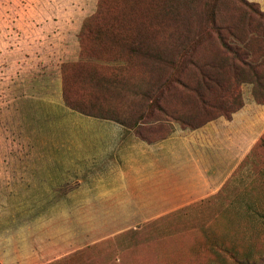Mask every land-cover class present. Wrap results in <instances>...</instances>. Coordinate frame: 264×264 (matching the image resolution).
<instances>
[{
  "label": "crops",
  "instance_id": "crops-1",
  "mask_svg": "<svg viewBox=\"0 0 264 264\" xmlns=\"http://www.w3.org/2000/svg\"><path fill=\"white\" fill-rule=\"evenodd\" d=\"M2 55L1 65L11 57ZM32 57L0 68L1 114L17 127L16 145L0 147L2 264H58L104 242L119 247L123 232L141 226L195 234L191 245L178 238V264H230V208H199L230 186L261 142L264 104L251 98L232 118L197 128L175 123L149 142L115 119L68 106L63 62L50 63L53 83L42 57ZM36 75L45 77L27 82Z\"/></svg>",
  "mask_w": 264,
  "mask_h": 264
},
{
  "label": "trees",
  "instance_id": "trees-1",
  "mask_svg": "<svg viewBox=\"0 0 264 264\" xmlns=\"http://www.w3.org/2000/svg\"><path fill=\"white\" fill-rule=\"evenodd\" d=\"M184 1L190 5L188 19L179 23L182 9L174 1L168 3L166 14L176 20L175 25L165 20L156 25L154 6L137 22L132 18L136 11L130 17L125 10L121 11L124 17L100 19L104 22H96L97 14L84 18L79 59L61 64L67 105L85 114L115 119L153 142L170 134L175 123L197 128L222 115L232 118L244 106L240 91L244 83L252 84V98L264 104L261 4L238 0L239 11L235 12L226 9V0ZM99 7L100 15L111 13L109 5ZM83 43L92 46L86 49ZM216 43L225 56L206 53ZM156 69L162 70L158 80ZM212 110L217 113L212 115ZM255 250L254 254L230 244L235 263L264 264V244Z\"/></svg>",
  "mask_w": 264,
  "mask_h": 264
},
{
  "label": "rangeland",
  "instance_id": "rangeland-1",
  "mask_svg": "<svg viewBox=\"0 0 264 264\" xmlns=\"http://www.w3.org/2000/svg\"><path fill=\"white\" fill-rule=\"evenodd\" d=\"M170 1L178 3L180 11L181 9L183 11L179 16L178 23L188 19L187 12L190 5L184 0H153V2L152 0H104L101 4H99L100 0H0V62L4 60L3 52L11 54L10 58H5V64H0V68L7 65L9 67L18 66L19 57H24L27 62L33 61L34 57L32 56L35 54L42 57L41 63L46 67H49L50 63H53L54 66L56 63L59 65L69 59H78L79 34H84L82 22L84 18L95 16V14H97L96 22H104L100 19L114 20L115 16L123 15L121 12L123 10L127 16L136 11L137 17L133 16L132 18L134 22H137L141 15L148 9L150 12L154 6L156 25L163 20L167 23L172 21V24L175 25L176 20L171 17L170 13L166 14ZM254 1H258L264 9V0ZM99 5L104 8H108L109 5L111 13L109 14L108 11L106 16L100 15L97 11L100 8ZM224 5L226 9L230 10L231 7L232 11L238 12L240 2L226 0ZM144 19L147 20V17ZM167 28L169 31L172 29L170 25ZM178 28L181 30L182 26L179 24ZM93 29H100L104 32L103 28L98 26H94ZM133 29L137 30L135 27ZM140 31L146 33L142 28ZM83 46L89 49L92 45L83 43ZM206 53L210 56H225L224 52H220L218 43L210 47ZM28 65L26 64V66ZM54 68L49 67L47 72L43 73L53 83L56 82V78L52 76V73H49V70L54 71ZM227 72L229 73L228 70ZM161 73V69H156V80L163 77ZM44 77L28 76L27 82H34V78L41 81L39 78ZM252 89L253 86L250 83L241 85L240 91L244 101L251 100ZM1 109L0 147L15 146L11 131L16 130L17 127H14L11 121L3 119ZM220 111L218 110V112ZM213 113L215 114L217 111L212 110L211 114L213 115ZM202 206L203 208L199 209L222 210L230 208V243H234L243 250L250 249L254 254L256 248H261L264 244V145L261 142L254 147L245 164L230 180V186L222 194ZM192 209L197 210L198 207ZM6 220L0 217V226ZM12 220L9 218V221ZM186 232V228L171 229L170 231L163 229L155 234L150 226H141L123 232L119 236L122 242L119 247H110L109 242H104L78 253L74 257L62 259L58 264H106L108 260L114 259L121 260L123 264L131 262L134 264H178L180 259L174 255L180 250L178 238H184L183 245H191L193 242L189 243V241L192 236H195V234L190 235ZM105 248L104 255L102 250ZM84 256L87 258L84 259ZM174 256L176 257L173 258ZM233 261L230 260V263ZM0 264H2L1 261ZM233 264L253 263L244 261L233 262Z\"/></svg>",
  "mask_w": 264,
  "mask_h": 264
}]
</instances>
